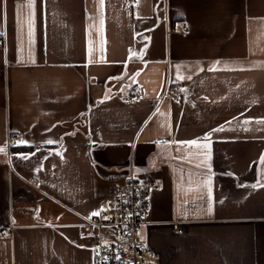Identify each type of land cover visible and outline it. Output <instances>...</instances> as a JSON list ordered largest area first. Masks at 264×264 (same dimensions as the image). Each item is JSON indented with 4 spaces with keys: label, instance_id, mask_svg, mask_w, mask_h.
<instances>
[{
    "label": "crops",
    "instance_id": "1",
    "mask_svg": "<svg viewBox=\"0 0 264 264\" xmlns=\"http://www.w3.org/2000/svg\"><path fill=\"white\" fill-rule=\"evenodd\" d=\"M262 156L264 0H0V264H94L131 165L159 264H264Z\"/></svg>",
    "mask_w": 264,
    "mask_h": 264
},
{
    "label": "built area",
    "instance_id": "2",
    "mask_svg": "<svg viewBox=\"0 0 264 264\" xmlns=\"http://www.w3.org/2000/svg\"><path fill=\"white\" fill-rule=\"evenodd\" d=\"M135 2V0H127ZM188 25H183V34ZM182 86L164 91V96L180 100ZM163 96V97H164ZM138 91L129 90L122 100L141 99ZM22 140V136H18ZM162 184L136 177L133 165L117 186L114 202L94 217L86 218L84 228L91 233L94 264H159L158 255L143 240L144 228L149 224L150 194ZM180 229L179 224H174Z\"/></svg>",
    "mask_w": 264,
    "mask_h": 264
},
{
    "label": "snow or ice",
    "instance_id": "3",
    "mask_svg": "<svg viewBox=\"0 0 264 264\" xmlns=\"http://www.w3.org/2000/svg\"><path fill=\"white\" fill-rule=\"evenodd\" d=\"M222 130V129H221ZM207 139V137H206ZM50 142V141H49ZM191 143H196L195 141H192ZM207 147V146H206ZM26 158V157H25ZM261 163H264V156L261 157ZM257 185H252V187H256ZM260 186H264V185H260ZM209 211H211V209H209ZM94 214H98V213H94Z\"/></svg>",
    "mask_w": 264,
    "mask_h": 264
}]
</instances>
